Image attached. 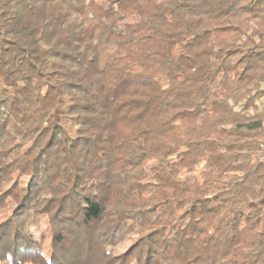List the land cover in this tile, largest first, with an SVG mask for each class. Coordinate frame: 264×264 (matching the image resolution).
<instances>
[{"label": "clouds", "instance_id": "obj_1", "mask_svg": "<svg viewBox=\"0 0 264 264\" xmlns=\"http://www.w3.org/2000/svg\"><path fill=\"white\" fill-rule=\"evenodd\" d=\"M229 3L247 9L241 20L257 13L259 32L245 27L243 40L204 45L208 55L174 46L167 34L185 33L196 17L181 14L216 6L212 0H51L47 9L63 13L59 44L45 0H0V51L13 41L25 56L55 48L71 62L58 61L61 73L52 78L51 51L41 57L36 71L44 79L21 81L19 112L10 123L0 120V150L11 152L3 164L29 174L11 221L25 264H71L67 253L79 264H264V224L255 231L242 225L248 238L231 242L237 218L264 220V107L244 110L264 89V0ZM229 48L239 51L229 55ZM0 112L8 114V105ZM252 122L259 126L249 129ZM38 133L46 135L31 150ZM141 177L151 182L149 195L186 199L185 207L219 194L218 217L200 225L203 236L188 233L198 237L194 245L165 248L140 227ZM121 240L127 243L117 250Z\"/></svg>", "mask_w": 264, "mask_h": 264}, {"label": "trees", "instance_id": "obj_2", "mask_svg": "<svg viewBox=\"0 0 264 264\" xmlns=\"http://www.w3.org/2000/svg\"><path fill=\"white\" fill-rule=\"evenodd\" d=\"M51 0H45V10L47 14L52 17L49 23L56 22L57 27L51 32V39L56 40L57 44L61 41L57 39L59 35V17L63 13L58 12L55 8L51 10L47 9V5ZM216 6H209L199 9L188 8L181 15H189L196 17V19L189 22L187 31L185 33H168L167 38L172 40L175 37V44H180V47L185 51L202 49L203 53L210 55L212 48H204V45H212L219 42L231 43L237 40H243L245 38V27L249 33L259 32L260 23L257 22L258 14L253 12L251 18L245 17L241 20L243 12L247 9H234V3H229V0H212ZM224 5H227L226 7ZM175 14L174 12L169 15ZM139 15L129 14L126 18L127 24L136 22V17ZM156 15V14H154ZM236 21V22H233ZM198 30V31H197ZM191 39H187V37ZM181 39H184L185 43H180ZM256 39L259 40L260 36L257 35ZM50 41H45L49 43ZM15 42L6 41L5 48L0 51V104H7L9 113L0 112V120L6 119L8 123L11 121V116L19 112V105L21 103V89L18 85L21 81L29 83L36 80L44 79L42 72L36 71V64L40 62L41 57L49 56L51 51L53 59L50 64L52 69L49 75L55 78L61 73V69L57 67V62H67L66 57L55 56L56 49H44L43 51L34 50L28 56L21 54L15 47ZM220 51H223L221 49ZM239 49H228L229 55H235ZM184 53H181L183 57ZM195 55L198 57L201 53L197 52ZM192 59V57H187ZM255 60V58H254ZM53 92L57 91V88L48 86ZM75 91V89H72ZM47 95V93H44ZM124 94H121V99ZM261 100H264V89L259 90L253 96H250L245 101V111L250 113L256 112L257 109L264 107L261 104ZM76 109L70 110L68 115H72ZM63 117L65 113H58ZM259 122H252L247 127L249 129L258 127ZM45 127L47 122L45 121ZM242 125H237V128ZM7 128V123L5 124ZM54 128V126H53ZM232 135L227 130H221V134ZM6 134V133H5ZM238 134V133H237ZM46 133H38L37 140L33 141L29 146L31 150H35L39 147L40 141L43 140ZM20 147H23L21 144ZM11 155V152L3 153L0 150V264H25V262L17 255V241L20 234L17 231L16 225L11 222L12 217L15 215V209L20 204V196L23 189L26 187L25 180L28 178V172L21 169L18 165L8 166L3 164V160H7ZM239 167L229 168L225 171L236 172L239 171ZM35 176V174H34ZM131 178V177H130ZM150 181H147L144 177L140 178V182L137 187L140 188V194L145 199V207L141 210L142 223L140 227L151 228L152 232L157 234V237L165 241V248H172L173 246H183L185 244L194 245L197 242L198 237L196 235H188L199 232V236H203L205 229L200 227L202 223L211 225L218 217L219 212L217 209L219 205L214 204L213 201L219 199V194L215 196L205 195L204 200L207 201L204 204L197 205L192 204L185 207L186 199L184 201H176L174 204L168 200H160L157 195H149ZM34 186L33 179L29 181V189L32 190ZM197 200L200 197H196ZM251 206V204L249 205ZM199 218V219H197ZM176 222L173 223L172 220ZM187 220V223L183 221ZM264 220L259 217L253 218L252 216H241L236 219L234 227L237 229L236 234L232 239V244H242L249 235L248 231H245L243 226H250L249 231H255L261 229ZM209 231L211 228L208 229ZM170 235H165V234ZM151 234V233H149ZM264 235V232H261ZM131 235L135 236L137 233L133 231ZM52 238H45V245H48ZM127 243V240H121L117 242L116 247H123ZM131 246V245H129ZM19 250V249H18ZM32 249L26 248L25 254H31ZM40 255L47 256L48 254L41 250ZM67 255H73L71 264H79V261L75 259V254L67 253ZM27 264H34V261H28ZM235 264H244L243 261H237Z\"/></svg>", "mask_w": 264, "mask_h": 264}, {"label": "rangeland", "instance_id": "obj_3", "mask_svg": "<svg viewBox=\"0 0 264 264\" xmlns=\"http://www.w3.org/2000/svg\"><path fill=\"white\" fill-rule=\"evenodd\" d=\"M120 248H122V247H119L117 250H119Z\"/></svg>", "mask_w": 264, "mask_h": 264}]
</instances>
